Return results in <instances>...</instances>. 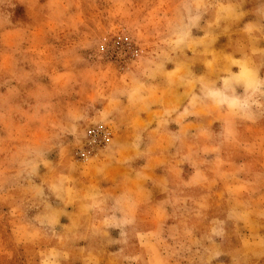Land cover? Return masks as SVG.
Here are the masks:
<instances>
[{
  "label": "rangeland",
  "instance_id": "374dc122",
  "mask_svg": "<svg viewBox=\"0 0 264 264\" xmlns=\"http://www.w3.org/2000/svg\"><path fill=\"white\" fill-rule=\"evenodd\" d=\"M0 264H264V0H0Z\"/></svg>",
  "mask_w": 264,
  "mask_h": 264
}]
</instances>
